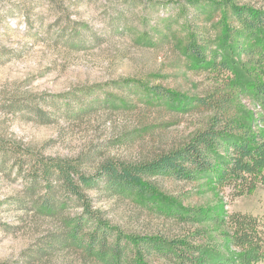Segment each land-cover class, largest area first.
<instances>
[{
	"label": "rangeland",
	"instance_id": "374dc122",
	"mask_svg": "<svg viewBox=\"0 0 264 264\" xmlns=\"http://www.w3.org/2000/svg\"><path fill=\"white\" fill-rule=\"evenodd\" d=\"M232 4L264 8V0H0V264H94L56 244L63 222L83 217L78 203L59 216L33 210L27 195L34 179L32 197L47 195L34 169L41 159H60L94 176L109 161H153L204 128L213 114L195 104L216 93V80L187 53L199 37L194 27L209 38L218 61L237 64L233 114L257 124L261 109L247 94L255 80L226 35L238 26ZM50 181L56 201L66 199ZM152 183L154 195L111 196L104 183L85 193L93 213L132 236L175 237L181 228L170 214L188 208L264 221V188L232 201L211 181Z\"/></svg>",
	"mask_w": 264,
	"mask_h": 264
},
{
	"label": "trees",
	"instance_id": "16d2710c",
	"mask_svg": "<svg viewBox=\"0 0 264 264\" xmlns=\"http://www.w3.org/2000/svg\"><path fill=\"white\" fill-rule=\"evenodd\" d=\"M199 14L200 6L194 4ZM231 16L238 25L228 27L227 37L237 42L241 67L255 80L248 95L261 109L257 124L249 126L236 119L233 100L237 74L227 60L218 61L211 41L201 29L194 27L198 39L188 43L187 53L207 65L216 80V93L199 99L195 106L213 115L204 128L181 146L163 153L153 161L140 164L107 162L94 176L81 174L70 161L50 159L39 162L35 174L45 179L47 195L35 200L34 179L28 201L39 214L59 216L73 201L83 209V217L63 222L61 237L56 244L81 251L94 264H261L264 262V221L251 214L224 212L222 215L204 209L188 208L174 211L170 217L181 228L175 237L132 236L120 232L93 213L86 197L87 190L104 191L111 196L154 195L152 180L170 178L192 183L211 181L233 200L250 196L264 188V8L253 10L231 5ZM212 57V61L208 58ZM157 97L168 98L160 89ZM152 93V94H153ZM1 150V149H0ZM8 154V153H7ZM51 178L60 184L67 198L57 202ZM156 208V207H153ZM94 227L84 233L88 225ZM210 234H215L211 238ZM51 244L48 248L54 249ZM234 251L227 256L221 249Z\"/></svg>",
	"mask_w": 264,
	"mask_h": 264
}]
</instances>
